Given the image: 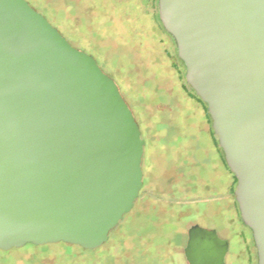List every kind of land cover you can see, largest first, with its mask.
I'll list each match as a JSON object with an SVG mask.
<instances>
[{
    "label": "water",
    "instance_id": "water-1",
    "mask_svg": "<svg viewBox=\"0 0 264 264\" xmlns=\"http://www.w3.org/2000/svg\"><path fill=\"white\" fill-rule=\"evenodd\" d=\"M185 81L206 105L264 264V0H158ZM144 141L115 81L26 0H0V249L105 243L142 188ZM228 241L192 225L189 264Z\"/></svg>",
    "mask_w": 264,
    "mask_h": 264
},
{
    "label": "rangeland",
    "instance_id": "rangeland-1",
    "mask_svg": "<svg viewBox=\"0 0 264 264\" xmlns=\"http://www.w3.org/2000/svg\"><path fill=\"white\" fill-rule=\"evenodd\" d=\"M26 1L72 46L93 56L117 84L145 141L142 188L131 211L102 246L87 250L64 242L27 243L0 250V260L6 264H174L173 255L181 254L187 229L194 223L215 229L228 240L226 264H257L251 231L240 219L232 192L230 208L226 200H212L217 199L213 194L223 192L227 179L231 191L235 181L226 168L214 171L204 157L216 154L207 133L210 120L185 81L184 65L160 24L155 1L148 5L142 0ZM180 128L197 134L196 149H189L190 154L197 147L200 150L195 172L193 168L178 171L186 163L181 152L186 154L189 141L167 134ZM190 154L185 156L188 160ZM187 173L195 191H190ZM198 179L210 180L213 189H204ZM208 199L212 201L205 202Z\"/></svg>",
    "mask_w": 264,
    "mask_h": 264
},
{
    "label": "flooded vegetation",
    "instance_id": "flooded-vegetation-1",
    "mask_svg": "<svg viewBox=\"0 0 264 264\" xmlns=\"http://www.w3.org/2000/svg\"><path fill=\"white\" fill-rule=\"evenodd\" d=\"M143 2H144V5H148L149 3L151 4L153 1H155L154 3L156 4V7H157V15H158V0H142ZM158 19H159V15H158ZM159 21H160V19H159ZM160 24H161V22H160ZM161 26H162V24H161ZM162 28H163V26H162ZM164 29V28H163ZM165 31V30H164ZM166 32V31H165ZM167 33V32H166ZM168 34V33H167ZM169 35V34H168ZM170 36V35H169ZM171 37V36H170ZM172 38V37H171ZM173 39V38H172ZM173 42H174V40H173ZM174 44H175V42H174ZM175 50H176V45H175ZM176 56H177V52H176ZM177 58H178V56H177ZM179 59V58H178ZM180 60V59H179ZM181 61V60H180ZM182 62V61H181ZM183 64V63H182ZM205 113H206V111H205ZM140 129V128H139ZM141 132V131H140ZM207 133L209 134V136L211 137V139H212V142H213V145L216 147V150H217V152H218V154L220 155V159H221V161H222V165L224 166V168H226L227 169V171H229L230 172V170H229V168H228V166L226 165V163H225V160H224V156H223V153H222V150H221V148L219 147V145H218V141H217V137H216V135L214 136V132H213V130H212V128H211V124H210V126L208 127V129H207ZM169 134H172V137H177V138H180V141L181 140H184V139H186L187 138V140L188 141H191V139L195 136L194 135V133L193 132H190V133H185V132H183L182 131V128H180V132H176V131H171V132H169L168 134H167V136L169 135ZM187 134V136H185L184 137V135H186ZM166 138V137H165ZM164 137L162 138V139H165ZM182 138H184V139H182ZM144 141V140H143ZM144 145H145V141H144ZM189 147V148H188ZM194 149V145L193 144H191L190 142H189V144L187 145V148H186V154H184V152H181V154L184 156V159H185V164H182V165H179V169H178V171H187V172H190V170L189 169H191V168H193L192 170L195 172L196 171V169H197V161H196V152H194L193 154H190L189 153V149ZM191 155V158H193V162H192V160H191V158H190V160H188L187 159V157H185V156H188V155ZM181 166V167H180ZM192 170H191V173H192ZM185 179H190V180H188V181H190V183H189V185L186 183L185 185H187V186H189L190 187V191H195L194 190V188H193V183H192V181H193V178H191V175L189 174L188 175V173L185 175ZM168 180H172V177H168ZM167 180V181H168ZM181 182V184L183 183L182 181H178V183H180ZM187 190V189H186ZM230 203V202H229ZM133 208V207H132ZM131 211V210H130ZM129 211V212H130ZM128 212V213H129ZM122 220H123V218H122ZM121 220V221H122ZM121 221L119 222V223H121ZM118 223V224H119ZM192 225H197V224H191L189 227H188V229L192 226ZM118 226V225H117ZM116 226V227H117ZM200 227H202V226H200ZM203 228H206V227H203ZM115 229V228H114ZM188 229H187V232H186V238H185V243H184V245H183V247H182V252H181V254H175V255H173L174 256V260H172V261H174V264H175V262H176V264H189V262H188V260H187V258H186V255H185V253H184V249H185V247H186V244H187V239H188ZM206 229H212V228H206ZM215 230V229H214ZM112 231V230H111ZM216 231V230H215ZM217 233V232H216ZM218 235V234H217ZM219 237V236H218ZM221 239H223V238H221ZM107 241H108V239H107ZM106 241V242H107ZM182 241V240H181ZM179 239L177 240V243L179 242H181ZM228 241V240H227ZM178 243V244H179ZM229 243V242H228ZM29 244H31L32 246H39V245H35V244H32V243H29ZM51 244V243H50ZM104 244V243H103ZM102 244V245H103ZM101 245V246H102ZM229 245V244H228ZM79 247V246H78ZM100 247V246H99ZM81 248V247H80ZM98 248V247H97ZM83 249V248H82ZM96 249V248H95ZM228 249H229V246H228ZM1 250V249H0ZM8 250H10V249H8ZM88 250V249H87ZM93 250V249H92ZM2 251H6V250H2ZM228 253V252H227ZM227 253H226V255L224 256V259H223V263L222 264H226V256H227ZM26 257H28V255H26ZM165 261V260H164ZM0 264H6L3 260H0Z\"/></svg>",
    "mask_w": 264,
    "mask_h": 264
},
{
    "label": "crops",
    "instance_id": "crops-1",
    "mask_svg": "<svg viewBox=\"0 0 264 264\" xmlns=\"http://www.w3.org/2000/svg\"><path fill=\"white\" fill-rule=\"evenodd\" d=\"M194 137L191 139V141H189L191 144L194 145V149L195 148V145L198 144L197 143V134L194 133ZM213 144V143H212ZM198 146V145H197ZM199 151V152H198ZM214 152H216L215 156H211V158L207 157L206 154L204 155L205 159H207V161L209 162L210 166L213 168L214 171H220L224 168V166L222 165V161L220 159V155L218 154L217 150H212V154H214ZM199 155H200V150L199 148L197 147V150H196V161H197V170H198V166H199ZM210 159V161H209ZM200 169V168H199ZM199 176V175H198ZM200 180V181H199ZM230 178L227 179V181L223 184L222 186V191L221 193H218V194H213L211 197H215L217 195V199L214 200V198L212 199L213 201H221V200H226L227 201V204H226V207L230 208V201H229V194L232 192L231 191V182H230ZM201 183L203 188L206 189V190H209L210 189H213L212 187V182L210 180H202V179H198V184ZM211 199L209 200H205V202H209V201H212Z\"/></svg>",
    "mask_w": 264,
    "mask_h": 264
},
{
    "label": "trees",
    "instance_id": "trees-1",
    "mask_svg": "<svg viewBox=\"0 0 264 264\" xmlns=\"http://www.w3.org/2000/svg\"><path fill=\"white\" fill-rule=\"evenodd\" d=\"M188 85V84H187ZM189 86V85H188ZM189 88H190V86H189ZM191 89V88H190ZM191 91L194 93V91L191 89ZM194 95L196 96V94L194 93ZM196 98L205 106V111H206V114L208 115V112H207V109H206V105L201 101V99L198 97V96H196ZM208 117H209V115H208ZM209 120H210V124H211V119H210V117H209ZM214 136H215V134H214ZM232 174V173H231ZM232 177H233V182L235 181V185H236V179H235V177L233 176V174H232ZM233 191L234 190H232V195H233ZM233 197H234V195H233ZM236 205H237V203H236ZM124 217V216H123Z\"/></svg>",
    "mask_w": 264,
    "mask_h": 264
}]
</instances>
